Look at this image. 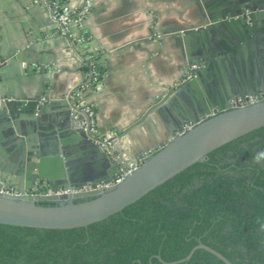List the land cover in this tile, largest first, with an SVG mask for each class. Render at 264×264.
I'll use <instances>...</instances> for the list:
<instances>
[{"label": "water", "instance_id": "obj_1", "mask_svg": "<svg viewBox=\"0 0 264 264\" xmlns=\"http://www.w3.org/2000/svg\"><path fill=\"white\" fill-rule=\"evenodd\" d=\"M202 7V23L184 33L187 37L194 35L201 46L198 52H187L188 77L130 127H136L157 106L166 103L180 111L177 129L170 134V142L115 187L96 189L99 184L117 179L129 163L112 149L114 139L96 142L75 122L69 97L40 103L39 99L17 100L0 95V142L18 150L12 160V175L18 177V183L9 181L17 186V193L0 195L1 225L45 230L87 227L122 211L216 149L264 127V101L236 108L230 105L238 98L244 100L264 92L263 73L243 74L241 79L226 83L224 97L207 95L204 99L198 89H205L204 81L214 60L233 61L254 40L264 26V0H215L210 4L202 0ZM57 105L64 108L58 114L54 112L59 123L56 127L43 125L40 121L47 120ZM186 123L189 129H185ZM85 187L92 190L81 191ZM35 189L45 194H32ZM63 191L71 193H59ZM197 249L231 264L203 244L184 259L167 264L187 261Z\"/></svg>", "mask_w": 264, "mask_h": 264}, {"label": "crops", "instance_id": "obj_2", "mask_svg": "<svg viewBox=\"0 0 264 264\" xmlns=\"http://www.w3.org/2000/svg\"><path fill=\"white\" fill-rule=\"evenodd\" d=\"M81 1L67 4L78 11ZM203 1L210 4L215 0ZM91 4L90 13L72 27L96 53L102 71V83L84 99L94 109L103 140L114 139L112 149L130 162L166 145L177 129L180 111L166 103L130 127L188 77L187 52H198L201 46L194 35L184 33L202 23V0H91ZM52 28L47 14L30 0H0L1 96L49 103L68 97L84 81L80 51L63 37L51 35ZM242 53L235 54L233 61H213L205 89L198 88L204 99L207 95L224 97V85L243 74H264V26ZM62 111L57 105L40 122L56 127L59 122L54 115ZM17 153L15 146L0 142V177L16 191L17 186L9 181L18 183V177L12 175Z\"/></svg>", "mask_w": 264, "mask_h": 264}, {"label": "trees", "instance_id": "obj_3", "mask_svg": "<svg viewBox=\"0 0 264 264\" xmlns=\"http://www.w3.org/2000/svg\"><path fill=\"white\" fill-rule=\"evenodd\" d=\"M98 70L102 73L99 65ZM261 151L264 127L87 227L0 224V264H167L184 259L199 244L231 264H264V161L254 162ZM177 264L224 263L197 249Z\"/></svg>", "mask_w": 264, "mask_h": 264}, {"label": "built area", "instance_id": "obj_4", "mask_svg": "<svg viewBox=\"0 0 264 264\" xmlns=\"http://www.w3.org/2000/svg\"><path fill=\"white\" fill-rule=\"evenodd\" d=\"M69 0H30V2L43 9L53 24L51 35L61 36L66 39L68 45L74 48L76 51H80V67L86 68L83 72L84 81L77 86L68 95L72 111L75 113L74 119L78 125L82 126L84 130L90 135V137L96 141L101 142L103 140L98 126L95 121L94 109L87 104L84 99V95L89 92L96 90L102 83V74L98 70L99 59L96 53H93L86 47L84 37L80 33L74 32L72 27L79 25L80 22L90 13L91 11V0L81 1V7L78 11H72L68 7ZM264 101V92L259 91L253 97L246 99L238 98L236 101L230 103L231 108L241 107L244 105H250ZM187 126L186 129H189ZM153 152H147L143 155L134 159L128 164L127 168L122 171V174L112 182L106 184H99L96 186L98 190H105L115 187L120 184L126 175L131 174L136 170ZM7 179L0 177V195L3 194H16L17 191L8 185ZM91 187H85L81 191H90ZM45 192L40 190H33L32 194ZM61 194H70V191L59 192ZM47 194H50L49 192Z\"/></svg>", "mask_w": 264, "mask_h": 264}, {"label": "clouds", "instance_id": "obj_5", "mask_svg": "<svg viewBox=\"0 0 264 264\" xmlns=\"http://www.w3.org/2000/svg\"><path fill=\"white\" fill-rule=\"evenodd\" d=\"M264 161V151L258 152L254 157V162L259 163Z\"/></svg>", "mask_w": 264, "mask_h": 264}, {"label": "rangeland", "instance_id": "obj_6", "mask_svg": "<svg viewBox=\"0 0 264 264\" xmlns=\"http://www.w3.org/2000/svg\"><path fill=\"white\" fill-rule=\"evenodd\" d=\"M132 161L128 162V163H131Z\"/></svg>", "mask_w": 264, "mask_h": 264}]
</instances>
